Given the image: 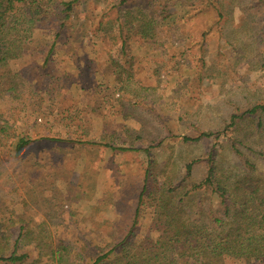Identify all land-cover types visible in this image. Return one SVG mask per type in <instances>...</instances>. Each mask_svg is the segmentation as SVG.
Instances as JSON below:
<instances>
[{"label":"rangeland","instance_id":"1","mask_svg":"<svg viewBox=\"0 0 264 264\" xmlns=\"http://www.w3.org/2000/svg\"><path fill=\"white\" fill-rule=\"evenodd\" d=\"M176 1L79 0L51 52L53 29L43 22L38 41L10 64L27 83L0 93V113L17 132H103L115 145L150 147L159 181H183L190 162L188 180L200 181L213 150L219 170L235 171L233 184L264 182V111L228 125L231 114L264 106V3L223 0L224 17L203 37L210 15L197 14L202 2ZM233 143L254 164L249 174L238 170ZM147 160L72 142L34 143L13 158L2 142L0 221H24L35 235L22 240L25 261L0 264H92L96 248L132 221ZM153 207L144 197L136 240L157 237ZM50 244L60 260L45 254Z\"/></svg>","mask_w":264,"mask_h":264},{"label":"trees","instance_id":"2","mask_svg":"<svg viewBox=\"0 0 264 264\" xmlns=\"http://www.w3.org/2000/svg\"><path fill=\"white\" fill-rule=\"evenodd\" d=\"M187 1L202 2L197 14L203 11L210 15L209 28L201 30L203 37L224 17L223 0L176 2L182 6ZM78 3L79 0H0L1 94L2 91L21 89L27 83L24 69H12L10 64L24 56L28 44L38 41L34 32L43 22L50 24L53 34L49 52L53 51ZM124 45L122 40L121 49ZM47 61L48 56L44 59L45 63ZM258 111H264V106L255 104L239 115L231 114L228 125L235 126L240 118L253 116ZM11 124L0 113V144H8L13 158H21L34 143L56 142L97 145L118 152L141 151L148 158L132 221L113 235L104 247L96 248L92 264H227L225 259L232 264H264V182L245 177L233 184L230 178L235 176V171L219 170L213 150L206 156L204 176L200 181L188 180L193 164L190 162L186 165L183 181L173 184L159 181L153 173L150 147L115 145L105 141L103 132L99 135L100 140L88 138L85 134L72 138L45 135L40 131L17 132ZM182 139L197 140L198 137L184 135ZM235 145L233 143V150L240 159L237 168L243 174H249L254 164ZM204 195L208 199L205 205ZM144 197L154 201L151 227L158 235L136 240V222L141 215L140 204ZM34 233L33 227L24 221L17 222L10 217L0 221V261H25L28 252H19V248L24 244L22 240L31 241ZM45 254L57 260L62 256L59 248L54 250L51 244L47 245Z\"/></svg>","mask_w":264,"mask_h":264}]
</instances>
